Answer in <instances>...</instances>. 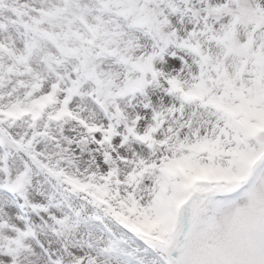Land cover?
Instances as JSON below:
<instances>
[{
    "label": "snow or ice",
    "instance_id": "1",
    "mask_svg": "<svg viewBox=\"0 0 264 264\" xmlns=\"http://www.w3.org/2000/svg\"><path fill=\"white\" fill-rule=\"evenodd\" d=\"M0 264H264V0H0Z\"/></svg>",
    "mask_w": 264,
    "mask_h": 264
}]
</instances>
